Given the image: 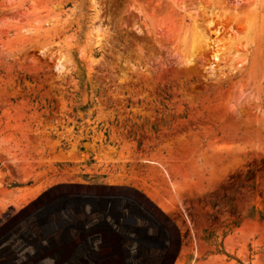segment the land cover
I'll return each instance as SVG.
<instances>
[{
    "label": "rangeland",
    "instance_id": "1",
    "mask_svg": "<svg viewBox=\"0 0 264 264\" xmlns=\"http://www.w3.org/2000/svg\"><path fill=\"white\" fill-rule=\"evenodd\" d=\"M1 206L63 264H264V0H0Z\"/></svg>",
    "mask_w": 264,
    "mask_h": 264
},
{
    "label": "bare ground",
    "instance_id": "2",
    "mask_svg": "<svg viewBox=\"0 0 264 264\" xmlns=\"http://www.w3.org/2000/svg\"><path fill=\"white\" fill-rule=\"evenodd\" d=\"M96 40L94 41L95 44H99L100 43V38L98 36H96L95 38ZM218 54L219 52L216 51L215 54L213 55V58L216 60H218ZM83 192L81 193H76V192H67L65 191V189H63L61 186H55V187H52L50 189H47L45 190L44 192H40L41 194L36 198L35 201H33L29 206L28 208L36 215H41L43 220H44V223L47 225V224H54L56 225L57 223H59L62 218H61V212L63 210V207L61 206L64 202L68 203L69 205H77L78 207H81V203H86L84 202L85 201V190H82ZM111 191V190H110ZM102 193V192H101ZM132 196V194H131ZM131 196H127V201L129 202H133L135 203L136 207H141V209L147 214V213H150V208L148 205H144V204H138L137 200H135L134 198H132ZM100 197V196H99ZM96 198V197H95ZM93 199V198H92ZM98 199V198H96ZM102 199V198H101ZM104 199V198H103ZM110 199V198H109ZM133 201H132V200ZM89 200V199H87ZM112 200V199H111ZM122 200H124L122 198ZM110 201V200H109ZM124 202V201H123ZM141 202V201H140ZM101 203H104V205L106 204V206H102V207H105L104 209L109 212L108 210L110 209V205H109V202L107 204V199L106 201L104 202H101ZM111 203V202H110ZM114 203V202H113ZM90 204V203H89ZM88 204V205H89ZM127 206V205H126ZM101 207V208H102ZM26 209V208H25ZM66 210H68L69 208H65ZM81 209V208H80ZM83 209V208H82ZM27 210V209H26ZM79 210V209H78ZM90 210V209H89ZM92 210V208H91ZM139 210V209H138ZM71 211H74L73 209H71ZM104 211V210H103ZM75 212V211H74ZM106 212V213H107ZM85 213V212H84ZM95 213V212H94ZM93 213V214H94ZM97 213V212H96ZM95 213V214H96ZM102 213V212H101ZM92 214V213H91ZM86 215V213L84 214ZM107 215V214H106ZM25 216V211L24 209H10V210H6L5 211V207L4 206H1L0 207V228L5 226L6 224H9V223H12V222H16L18 223L17 221H20L24 218ZM87 216V215H86ZM100 216V215H99ZM145 216V215H144ZM88 217V216H87ZM149 217V216H148ZM95 218V217H93ZM93 218H90L93 219ZM98 218V217H97ZM107 218L104 214H101V216L98 218L100 221L98 222L100 225L101 224H105V222H107L106 219ZM152 218V217H151ZM27 219V218H26ZM70 219V218H69ZM83 219V218H82ZM147 219V218H146ZM159 219V217H158ZM156 219L158 222L159 220ZM162 220V219H161ZM24 221V220H23ZM31 221V220H30ZM38 221V220H37ZM87 221V220H86ZM97 221V220H96ZM112 221V220H111ZM145 221V220H144ZM68 222V221H67ZM113 222V221H112ZM150 222V220H149ZM87 223V222H86ZM95 223V222H93ZM147 223V222H146ZM15 224V223H14ZM42 224V223H41ZM44 224V225H45ZM89 224V222H88ZM29 225V224H28ZM35 225H36V222H35ZM34 226V225H33ZM32 226V227H33ZM40 226V225H39ZM95 226V225H94ZM106 227H112V224H105ZM147 226V225H146ZM162 226V225H161ZM12 227V226H11ZM29 227V226H28ZM58 227V226H57ZM64 227V226H63ZM89 227V226H88ZM148 227V226H147ZM163 227V226H162ZM19 228V227H18ZM34 228V227H33ZM42 228V227H40ZM56 228V227H54ZM52 227V229H54ZM65 228V227H64ZM70 228V227H69ZM103 228V227H102ZM115 228V226H114ZM113 228V229H114ZM117 228V227H116ZM29 229V228H28ZM35 229V228H34ZM44 229V228H42ZM72 229V228H71ZM95 229V228H94ZM106 229V228H105ZM59 230H62L63 231V228L62 229H59ZM59 230L57 231V233L59 232ZM102 230V229H101ZM101 230H98V231H101ZM167 233H168V241H169V244L172 243L174 241V233L172 232V230H169L167 228L164 229ZM35 231V230H34ZM61 231V232H62ZM107 231V230H105ZM117 231V229L115 230ZM95 232H96V229H95ZM103 232V231H102ZM100 232V233H102ZM118 232V231H117ZM116 232V233H117ZM1 233V232H0ZM4 233V232H2ZM56 233V232H55ZM56 233V234H57ZM106 233V232H105ZM112 233V232H111ZM115 233V234H116ZM119 233V232H118ZM29 234V233H28ZM47 234V233H46ZM62 234V233H61ZM64 235V234H63ZM110 235H113V234H110ZM27 236V235H26ZM52 238H48V239H42V238H38V237H30L28 239H21L19 237H16V236H12L10 237V239L6 242H4V240H2L0 238V264H27V263H30V262H27V263H24L22 262L23 260H33V262H39L38 264H63V260L66 259L70 253V250L72 251L73 249L72 248V240L70 239H60L56 236H54L53 238V235H51ZM118 236V235H116ZM49 237V236H48ZM105 237V236H104ZM111 237V236H110ZM8 238V236H7ZM71 238V237H70ZM73 239V238H72ZM105 240V238H103ZM74 240V239H73ZM117 240V239H116ZM102 241V240H101ZM105 242V241H104ZM107 242V241H106ZM105 242V243H106ZM103 243V242H102ZM116 243V242H115ZM110 244V243H109ZM118 244V243H117ZM113 245V244H111ZM171 247H172V244H170ZM170 245L168 247V249L166 250V254L164 255V257L161 259V264H163V262L165 261H170L171 259V255L169 256L170 254ZM28 246H32L34 249H41V253L37 254V255H33L32 256V253H25L26 249L28 248ZM45 246V247H44ZM102 246V244H101ZM108 246V245H107ZM119 246V245H118ZM117 246V247H118ZM167 247V246H166ZM110 248V247H108ZM116 248V246H115ZM114 248V250H115ZM120 248V246H119ZM117 249V248H116ZM28 250V249H27ZM102 250V249H101ZM108 250V249H107ZM120 250V249H119ZM172 250V249H171ZM31 251V250H30ZM75 251V250H74ZM33 252V251H32ZM119 252V251H118ZM75 254V253H74ZM101 254V253H100ZM97 255V259L98 260H109V261H112L114 263H110V264H117L114 260H111V258H105L104 256H100ZM104 255V254H102ZM106 255V254H105ZM118 255V254H117ZM104 257V259H103ZM115 259V258H114ZM167 259V260H166ZM41 260H51V262H48V263H41ZM120 260V259H119ZM118 260V261H119ZM160 260V259H159ZM66 261V260H65ZM64 261V262H65ZM179 260L177 259L175 261V264H179L178 262ZM32 263V262H31ZM30 263V264H31ZM168 263V262H167Z\"/></svg>",
    "mask_w": 264,
    "mask_h": 264
},
{
    "label": "water",
    "instance_id": "3",
    "mask_svg": "<svg viewBox=\"0 0 264 264\" xmlns=\"http://www.w3.org/2000/svg\"><path fill=\"white\" fill-rule=\"evenodd\" d=\"M177 253H178V250H177L176 254ZM175 260H176V255L171 257L170 262L168 264H174Z\"/></svg>",
    "mask_w": 264,
    "mask_h": 264
}]
</instances>
